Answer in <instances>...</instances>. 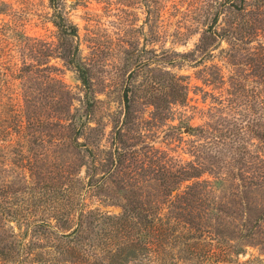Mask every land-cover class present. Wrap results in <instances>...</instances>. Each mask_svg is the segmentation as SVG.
Segmentation results:
<instances>
[{
  "label": "rangeland",
  "instance_id": "1",
  "mask_svg": "<svg viewBox=\"0 0 264 264\" xmlns=\"http://www.w3.org/2000/svg\"><path fill=\"white\" fill-rule=\"evenodd\" d=\"M3 1L0 98L41 118L29 128L36 139L9 142L10 149L22 152V158L11 155L14 163L27 167L32 159L37 166L33 171L24 168L25 179H19L15 165H10L6 177L8 190L23 192L5 204L17 210L19 220L3 226L9 232V225H18L19 256L27 264L39 253L42 262L63 256L55 248L54 235L42 239L45 229L32 228L40 221L60 224L70 211L67 200L54 203L42 197L46 190L58 184L82 193V182L73 180L74 174L85 180L87 168L81 163L91 164L88 152L75 146L74 129L82 124L85 135L78 140L87 147L95 143L104 150L118 148L124 155L121 171L108 181L106 191L113 197L86 193L79 200L86 208L110 213L120 211L116 204L123 201L122 195L115 193L119 185L127 194L142 193L139 205L163 207L161 200L146 198L158 191L152 173L159 167L163 171L171 160L201 163L206 168L203 177L232 176L246 174V142L264 155L256 136L264 129V78L251 74L246 65V48L256 40L263 42L264 31L247 46L246 38L235 45L226 39L204 48L200 43L210 25L212 31L227 25V13L219 12L214 23L224 0ZM58 14L73 36L60 34L54 21ZM64 48L70 55L75 51L86 67L90 91L64 58ZM173 89L184 91V102H169ZM234 190L239 191L236 204L199 220L204 236L190 239L184 232L180 241H166L156 252L144 251L150 258L129 264H264V186ZM61 212L62 220L56 221L52 216ZM98 231L95 226L92 240L102 256Z\"/></svg>",
  "mask_w": 264,
  "mask_h": 264
},
{
  "label": "trees",
  "instance_id": "2",
  "mask_svg": "<svg viewBox=\"0 0 264 264\" xmlns=\"http://www.w3.org/2000/svg\"><path fill=\"white\" fill-rule=\"evenodd\" d=\"M56 1L61 2L62 0ZM0 4L5 5V2L0 0ZM219 6L221 8L215 13L214 23L217 21L216 16L219 12L227 13L229 16L226 20L227 25L220 27L219 31L216 29L212 31L211 25L206 28L200 38L202 48L217 39H226L235 45L246 38L247 46L256 39L259 31H264V0H224L219 3ZM1 12L3 9H0ZM56 17L58 20L54 21L60 34L67 38L73 36L66 24L61 23L62 16L58 14ZM256 41L255 45L246 48V59H248L246 65L251 74L261 79V77L264 78V41ZM63 51L64 58H69V63L78 71L79 80L85 91H90L91 82L86 67L77 60L75 51L71 55L70 49ZM18 70L23 71V68ZM170 97V103H182L186 99V94L184 91L173 89ZM261 102L264 103V97ZM17 106L11 100L0 98V264H27L19 256L18 244L21 239L16 238L19 234L15 232L18 225H9V232L3 226V224L7 225L9 222L19 220L20 214L17 210H12L5 204L10 203L11 199H17L18 194L23 192L21 188L8 190L10 181L6 177L10 165H15V172L19 179H25L24 168L33 171L37 166L32 159L26 161L28 162L27 167L22 162L14 163L11 155H19L18 158H22V152L18 149H10L9 142L21 143L31 137L36 139L37 136L32 134L29 128L33 123H39L41 118L32 116L26 110L16 109ZM184 127L188 131L195 129L192 126ZM85 128L86 126L82 124L81 127L74 129L76 148L83 149L91 157L90 166L86 165V162L81 163V166L84 165L87 168L85 180L81 181L79 177L73 175L74 181L82 182L79 186L82 193H76L58 184L53 189L46 190L42 197L54 203L58 199L67 200L70 204V211L64 218L66 220L60 224L40 221L33 224L32 228L33 232L45 229V236L42 239H46L50 234L54 235L57 239L54 242L55 248L59 249L63 256L59 260L47 258L42 262V255L39 253L37 258H29L28 263L30 264L36 262L37 264H129L131 260L138 261L139 259L138 262H140L150 258L144 251L156 252L162 248L161 246L167 245L166 241L168 244L180 241L184 232L189 234L190 239H199L204 236L205 232L200 221L203 218L209 219L215 215V211L223 212L236 204L235 196L239 195V191L234 190L236 186H264V155L260 150H253L246 142L245 175L238 173L225 176L208 173V176L203 177L206 168L202 167L201 163L195 160L183 162L171 160L163 166V171L159 167L154 174L152 173L151 179L156 181L158 191L146 198L148 201L161 200L163 207L139 205L137 202L143 199L142 193L130 191L127 194L121 191L124 186L119 185L115 193H121L123 201L116 204L120 207L118 213H110L99 208H86L79 201L83 194L89 193L102 197V199H104L103 195L107 198L113 197L106 191L108 181L121 171L119 167L124 155H121L118 148L104 150L95 143L94 148L87 147L85 141L78 140L81 135H85ZM88 129L93 128L88 127ZM246 131L256 133V130L252 128H246ZM256 136L261 143L260 147L264 148V129L256 133ZM255 147L258 148V146ZM100 153L108 156L101 158L98 155ZM97 170H100V174H97ZM231 187H233V192L230 190ZM102 201L105 202V200ZM164 208L166 212H162ZM204 209L205 213L202 212ZM207 209L214 210L207 214ZM62 215L64 213L61 212L52 217L57 221L62 220ZM95 226L99 227L98 234L102 237V244H104L102 245V253H104L102 256L95 252L96 243L92 240ZM86 227L91 230H87ZM77 247H80L83 252ZM156 255L154 254V257L160 259Z\"/></svg>",
  "mask_w": 264,
  "mask_h": 264
}]
</instances>
